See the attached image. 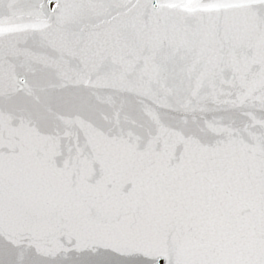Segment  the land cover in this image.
<instances>
[{"label": "snow or ice", "instance_id": "snow-or-ice-1", "mask_svg": "<svg viewBox=\"0 0 264 264\" xmlns=\"http://www.w3.org/2000/svg\"><path fill=\"white\" fill-rule=\"evenodd\" d=\"M0 264H264V0H0Z\"/></svg>", "mask_w": 264, "mask_h": 264}]
</instances>
